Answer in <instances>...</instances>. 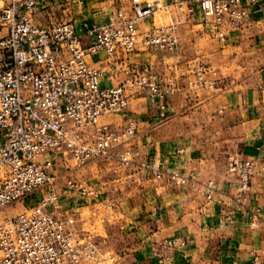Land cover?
<instances>
[{"label": "built area", "instance_id": "1", "mask_svg": "<svg viewBox=\"0 0 264 264\" xmlns=\"http://www.w3.org/2000/svg\"><path fill=\"white\" fill-rule=\"evenodd\" d=\"M53 1L0 0V211L42 193L36 203L0 224V264H100L97 245L72 228L73 215L63 197L98 200L102 192L71 177L68 158L80 166L97 158L115 159L113 151L122 146L115 173L136 162L173 185L194 181L192 174L167 170L162 161L147 157L143 147L131 144L139 128V120L128 113L132 87L146 94L162 119L167 118L169 98L180 91L176 76L144 68L131 56L139 45L174 52L178 22L141 30V21L161 7L152 0H131L103 23L64 18L37 22L41 8ZM86 1L62 0L59 5L72 9ZM174 7L180 19L192 20L199 10L202 24L220 41L252 16L244 0H181ZM101 52L100 65L92 64L90 58ZM107 76L111 85L102 82ZM217 77L216 70L199 65L191 89L216 87ZM256 167L255 157L228 158L239 207L253 187ZM62 169L65 180L59 183ZM208 187L213 189L212 182ZM206 196L213 199L211 191ZM260 211H252L251 229L259 227ZM250 264H264V256L255 254Z\"/></svg>", "mask_w": 264, "mask_h": 264}, {"label": "crops", "instance_id": "2", "mask_svg": "<svg viewBox=\"0 0 264 264\" xmlns=\"http://www.w3.org/2000/svg\"><path fill=\"white\" fill-rule=\"evenodd\" d=\"M60 1L44 5L38 15L45 14L52 20L58 19V14L61 18L73 14L71 9L61 8ZM152 1H159L158 11H170L173 3L181 0ZM244 3L252 16L241 27L229 30L225 41L205 27L207 38L212 37L215 46L207 50L211 59L203 65L218 72L216 87L201 92L192 90L195 68L190 82L187 77H178L180 91L169 98L166 119L159 116L144 93L130 96L129 115L147 124L148 132L161 133L154 138L140 135L144 153L156 155L153 159L162 161L167 170L192 174L194 181L177 186L167 178L158 180L141 170L136 179L141 188L119 204H100L103 210L125 217L126 247L117 254L115 264H250L255 254L264 256V0ZM74 15L66 19L81 24ZM192 20L204 26L199 10ZM104 56L101 52L92 56L90 62L100 65ZM235 59L247 69L249 65L257 69L254 76L240 74L237 86H231V81H235L230 76ZM131 60L153 70L146 53L135 52ZM159 63L166 67L170 61ZM173 64L174 69L183 68L182 62ZM160 73L169 75L167 71ZM102 82L112 84L108 76ZM232 155L257 160L253 187L242 207L237 202L238 183L227 169ZM97 187L102 192L98 200L107 201L114 196L113 188L107 187L105 194L103 186ZM209 191L213 199L207 198ZM68 200L63 198V203ZM73 206L81 209L86 203ZM256 208L261 210V220L257 229H251V213ZM171 239L177 241L176 245L168 244Z\"/></svg>", "mask_w": 264, "mask_h": 264}, {"label": "rangeland", "instance_id": "3", "mask_svg": "<svg viewBox=\"0 0 264 264\" xmlns=\"http://www.w3.org/2000/svg\"><path fill=\"white\" fill-rule=\"evenodd\" d=\"M186 1L194 2L195 0ZM130 2L131 0H94V2L92 0H88L81 7L71 9L73 14H67L64 15V17L70 18L72 15H74V13H76L74 15L75 18L77 17V19L82 22H105L112 13H114L119 8L128 6ZM58 19H61L60 14H58ZM36 20L42 24H48L50 22L45 14L37 15ZM170 20L178 22L179 45L174 52L164 51L157 47L146 49L141 45L138 46L137 52L147 54L149 62L151 63L152 61L151 66L153 71H167L169 72V75L176 76L177 79L180 77H187V81L190 82L193 69L199 65L205 64L206 60L210 61L211 58L207 56V50L212 49L215 46V41L211 40L213 39L212 37L209 39L207 38L209 35L206 33L207 30L205 29V26H202L200 23H197L194 20L180 19L179 14L175 10L174 3L170 11H158L151 17L143 19L140 23L141 30H146L155 26L166 25ZM235 55L237 54H234L233 56ZM164 59L170 61L166 67H163V65L159 63ZM177 61L183 63V68H173V62ZM233 62L235 63V66L232 67L230 76L235 77V81H231V86H237V81L240 74L244 75L247 72L246 75L254 76L253 74H255L257 68H253V65H249L250 68L247 69L242 62L238 63L236 59L233 60ZM192 65L194 66L192 67ZM206 89L207 87L197 90L198 92H201ZM132 91L135 94L144 93L143 91H136L133 87ZM140 122V131L137 132L136 136L131 141L133 146L139 148L141 147L140 145L142 141L140 136L141 134L144 136L153 135V138L156 134L161 136V133L159 131L157 133L156 130L148 132L147 124ZM122 148L123 147L120 146L113 151L115 159L97 158L83 166L77 165L76 162L71 158H68L66 161V165L68 166V174L76 180L86 181L95 187H97V185L99 187L103 186L105 194H108L107 187L109 189H114V196L107 201H103L101 199L91 201L88 200L86 202V200L81 199V197L77 194L74 196L75 199L68 197L70 200L66 201L64 204L65 208L73 215L72 228L75 230L77 235H79L81 239L93 242L97 245L99 250L98 258L100 259V264H115V261L118 258L117 254L126 247V239L123 233L125 217L120 213L103 210V205L100 204H119L125 199V197L131 195L133 190L135 191L137 188H141L140 186H137L138 181H136V179L138 178V174L142 171L136 162L130 166H119V170L116 173L113 171V167L118 166L116 157ZM146 156L149 158H156V155L151 154V152L148 155L146 154ZM59 173L61 175L59 183H63L65 180V171L62 169L59 171ZM127 175L135 176L130 177ZM113 179H115L116 182L113 183ZM41 194L42 193L40 192L34 193L28 198L0 211V224L7 221L17 212H20L21 210L36 203ZM85 203V207L81 209H73V204ZM104 259L105 262H103ZM78 264L92 263L87 260H82Z\"/></svg>", "mask_w": 264, "mask_h": 264}]
</instances>
